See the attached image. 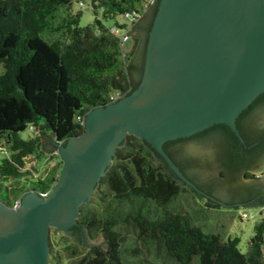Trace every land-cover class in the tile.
<instances>
[{
    "label": "trees",
    "instance_id": "16d2710c",
    "mask_svg": "<svg viewBox=\"0 0 264 264\" xmlns=\"http://www.w3.org/2000/svg\"><path fill=\"white\" fill-rule=\"evenodd\" d=\"M74 2L84 5V0H0V201L8 207L27 191L49 193L60 169L58 147L83 133L87 112L109 105L112 94L130 95L141 81L134 80L135 45L125 51L113 33L121 27L104 21L131 17V27L126 28L130 37L156 4L149 34L160 0H148L147 7L145 0H88L94 20L86 26H80ZM146 45L147 40L143 65ZM261 100L264 93L252 105ZM67 109L75 110L69 120ZM247 110L236 120L244 141L239 121ZM216 126L225 145L241 151L244 144L235 134L226 125ZM27 129L33 136L21 138ZM176 142L181 151L188 143L178 139L164 145L174 163L176 154L167 147ZM31 161L54 165L41 174ZM226 166L237 170L248 164L239 160ZM12 182L16 186L9 190ZM8 190L15 194L13 199L4 196ZM187 195L192 206L183 213L174 203ZM202 201L198 192L178 183L139 138L127 136L98 188L80 207L75 226L91 238L102 237L106 249L80 246L51 229L48 264H264V217L242 254L239 238L223 241L194 225L193 207L220 208Z\"/></svg>",
    "mask_w": 264,
    "mask_h": 264
},
{
    "label": "water",
    "instance_id": "95a60500",
    "mask_svg": "<svg viewBox=\"0 0 264 264\" xmlns=\"http://www.w3.org/2000/svg\"><path fill=\"white\" fill-rule=\"evenodd\" d=\"M263 93L264 0H160L136 90L87 112L83 133L58 147L60 169L49 193L27 191L13 207L0 201V264H48L51 229L80 246L106 249L102 239L90 241L86 232L80 239L72 228L127 136L139 138L178 183L201 193L164 145L216 125H226L244 142L236 120ZM255 109L264 121V103ZM210 149L208 139L194 140L176 157ZM263 158L233 173L194 164L187 174L225 207L261 206L264 180H241L240 174Z\"/></svg>",
    "mask_w": 264,
    "mask_h": 264
},
{
    "label": "flooded vegetation",
    "instance_id": "af4514ba",
    "mask_svg": "<svg viewBox=\"0 0 264 264\" xmlns=\"http://www.w3.org/2000/svg\"><path fill=\"white\" fill-rule=\"evenodd\" d=\"M158 1V0H156ZM156 9V4L152 5L147 12L144 14L143 18L140 19L134 26V33L131 32L129 40L132 41V45H135V55L133 58V64L137 67L138 72L134 77V80L137 82L140 80L142 76V62L144 57V49L148 35V29L151 25L154 13ZM136 33V34H135ZM140 57L139 64H136L135 60L136 57ZM264 103V100L259 101L258 103L252 105L248 110L247 113L243 115V117L239 121V126L241 128V132L245 137V141L242 142L244 144L241 151H235L234 148L230 145L228 147L225 145L223 138L221 137V128L217 126H213L201 133L193 135L192 137L185 138L187 142H191L197 140L198 142L209 141L210 143V150H204L199 152L200 154L196 155L195 157L190 156H183L180 155L181 160L179 161L177 157H174L176 165L182 171V173L196 186V188L201 192L199 193L203 200L211 206H223L225 205L216 198L211 191L203 189L192 177L187 174V168L191 167L195 164L198 166H202L206 168L210 166L213 169L215 166L220 167L224 171L228 173H233L235 171L233 168L226 166V164H230L235 166L239 160L246 162V165H256L254 162L257 158L261 155L264 156V121L259 120V117L256 115L257 111H255L256 107L260 104ZM177 141V140H176ZM221 145V146H220ZM168 151L171 154H180L181 150L179 143H169ZM184 149V148H183ZM182 149V150H183ZM177 156V155H176ZM264 165V164H263ZM263 167V166H262ZM261 167V168H262ZM246 168V167H243ZM240 168V169H243ZM258 166L249 170V172H245V174H250L249 178L245 179H253L257 178L255 175V171L261 169ZM237 169V170H240ZM168 170V169H167ZM168 172L174 177L176 180L177 177L171 173L169 170ZM243 175V176H244ZM187 186V185H186ZM193 189V188H192ZM195 190V189H194ZM196 191V190H195ZM197 192V191H196ZM72 234L75 237L83 239L85 236V231L83 229H77L76 227L72 228Z\"/></svg>",
    "mask_w": 264,
    "mask_h": 264
},
{
    "label": "rangeland",
    "instance_id": "374dc122",
    "mask_svg": "<svg viewBox=\"0 0 264 264\" xmlns=\"http://www.w3.org/2000/svg\"><path fill=\"white\" fill-rule=\"evenodd\" d=\"M73 10L81 13L80 26H86L93 22L94 15L92 13L88 0H84V5L82 7H80L77 2H74ZM131 19H132L131 17L117 16L115 19L104 21V23L108 26H113V27H116V23H118V25L121 27V28H117L118 34L122 36L125 34L126 28L131 27V24H132ZM131 48H132V41L128 40L124 44V50L130 51ZM2 72H3V69L0 66V74ZM66 113L68 115V117L66 118H68L69 120L70 117L74 116L75 110L67 109ZM19 135L23 139H27L33 136V134L28 129L24 132H21ZM49 150L50 148L47 147L46 151H49ZM30 164L33 166H36V169L41 174H46L51 168L50 161L49 162L45 161L43 163H40L39 165H37L36 162L31 161ZM263 164H264V158L259 168H261ZM261 171H262V168L255 171L256 177L258 176L257 178L245 179L243 175L245 172H249V170H244L240 174V179L241 180H264V175L263 174L259 175ZM217 179L221 181L225 179L224 171H219L217 173ZM7 186H8V189L11 190L15 188L16 183L15 182H12L11 184L8 183ZM9 190L6 191L7 194H4V196H8L10 199H13L15 197V194H11ZM203 202L204 201H202V203ZM190 204H192V198L190 199V196L187 195V196H183L182 198H179L178 200H176V202L174 203V206H175V209L180 210L183 213H188L187 211L192 206ZM219 207L220 208H211L208 210L206 209L203 210V206L199 204H198V207H193V208H196L194 216H192L194 220L193 222L194 225L199 227L206 234L219 235L223 241H226L228 238H235V237L239 238L238 248L242 254H246L248 251L249 241L254 234V227L259 222V220L262 217H264V205H261V206L257 205V206L248 207V208H244L238 205L229 206V207H223V206H219ZM244 214L246 216H244ZM86 236L90 241H95V240H100V239L104 241L102 237L91 238L87 232H86ZM50 237H51V231H50ZM87 247L90 248V247H95V246H87ZM150 259H153L152 255ZM158 259L159 258H157V260ZM154 260L155 259H153V261Z\"/></svg>",
    "mask_w": 264,
    "mask_h": 264
},
{
    "label": "built area",
    "instance_id": "2783aa9c",
    "mask_svg": "<svg viewBox=\"0 0 264 264\" xmlns=\"http://www.w3.org/2000/svg\"><path fill=\"white\" fill-rule=\"evenodd\" d=\"M145 7H147L148 6V0H145V5H144ZM135 17H137V18H140V16H138L137 14H135L134 15ZM113 33L115 34V35H118L119 36V39H120V42H121V45L122 46H124V44L129 40V29H127V30H125V34L124 35H122V36H120L119 34H118V30L117 29H114L113 30ZM123 98V96H122V94H120V93H115V94H112L111 96H110V102L111 103H114V102H116V101H118V100H120V99H122ZM110 103V104H111ZM18 202V201H17ZM16 202V203H17ZM15 203V204H16Z\"/></svg>",
    "mask_w": 264,
    "mask_h": 264
},
{
    "label": "crops",
    "instance_id": "0c3cea01",
    "mask_svg": "<svg viewBox=\"0 0 264 264\" xmlns=\"http://www.w3.org/2000/svg\"><path fill=\"white\" fill-rule=\"evenodd\" d=\"M49 148H51L52 149V147L50 146ZM54 164L53 163H51V167L53 166Z\"/></svg>",
    "mask_w": 264,
    "mask_h": 264
}]
</instances>
